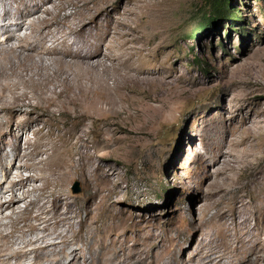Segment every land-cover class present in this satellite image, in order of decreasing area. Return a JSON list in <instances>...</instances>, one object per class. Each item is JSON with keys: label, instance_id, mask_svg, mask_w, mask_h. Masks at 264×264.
Instances as JSON below:
<instances>
[{"label": "rangeland", "instance_id": "1", "mask_svg": "<svg viewBox=\"0 0 264 264\" xmlns=\"http://www.w3.org/2000/svg\"><path fill=\"white\" fill-rule=\"evenodd\" d=\"M4 1L0 13L15 5ZM77 1L64 0L71 4L62 15L77 10ZM93 2L94 13L101 12L93 34L110 29L111 36L130 38L131 61L147 77L143 85L155 86L162 100L136 94V104H105L84 124L74 115L79 107L65 113L61 99L45 102L28 88L31 105L17 114L12 131L6 125L0 132V144L11 154L14 143L21 141L23 152L29 139H54L72 150L80 171L68 197L46 205L55 209L52 223L70 229L73 220L72 239L93 233L121 259L141 254L163 261L174 254L187 264L224 248L237 229L262 231L264 0H232L239 12L233 17L217 15L212 0ZM38 130L52 136L39 139ZM9 161L14 172L22 163ZM90 246L76 245L77 256L91 258Z\"/></svg>", "mask_w": 264, "mask_h": 264}, {"label": "bare ground", "instance_id": "2", "mask_svg": "<svg viewBox=\"0 0 264 264\" xmlns=\"http://www.w3.org/2000/svg\"><path fill=\"white\" fill-rule=\"evenodd\" d=\"M57 1L15 0V5L0 13V35L4 37L0 38L1 133L5 134L6 125L12 131L17 114L31 105L28 88L45 102L56 103L61 99L65 113H70L72 106L79 107L74 115L84 124L96 111H103L105 104L114 107L127 100L136 104V94L162 100V94L153 89L155 86L143 85L147 77L131 61L136 48L130 38L111 36L110 29L93 34L92 22L101 14L94 13L93 0L75 2L78 9L64 15L62 11L70 2ZM14 8L15 19L10 20ZM97 39L102 41L100 46L96 45ZM111 71L120 76L111 75ZM22 131L26 133L25 128ZM37 134L45 140L52 136V132L47 134L42 130ZM11 147L10 154L5 151V143L0 144V168L5 170V179H0V264H187L174 254L163 261L142 258L141 254L121 259L93 233L72 239L69 231L74 221H70L73 224L70 229H64L59 220L52 223L50 214L55 209L46 210L51 197L58 200L68 197L66 189L80 171L72 150L58 145L54 139H29L23 152L21 141ZM10 156L20 157L22 161L16 172L15 166L6 168ZM87 190L95 193L91 185ZM256 230L237 229L235 235L225 237L224 248L211 249L200 264H264V229ZM27 237L30 238L26 240ZM93 238L95 241L91 243ZM81 244H91V258L77 256L76 245Z\"/></svg>", "mask_w": 264, "mask_h": 264}, {"label": "trees", "instance_id": "3", "mask_svg": "<svg viewBox=\"0 0 264 264\" xmlns=\"http://www.w3.org/2000/svg\"><path fill=\"white\" fill-rule=\"evenodd\" d=\"M213 11L219 16H236L237 10H234L232 0H212Z\"/></svg>", "mask_w": 264, "mask_h": 264}, {"label": "water", "instance_id": "4", "mask_svg": "<svg viewBox=\"0 0 264 264\" xmlns=\"http://www.w3.org/2000/svg\"><path fill=\"white\" fill-rule=\"evenodd\" d=\"M75 191H76V192H78V191H79V188H78V187H77V188H75Z\"/></svg>", "mask_w": 264, "mask_h": 264}]
</instances>
